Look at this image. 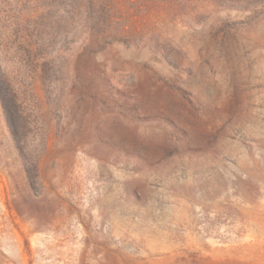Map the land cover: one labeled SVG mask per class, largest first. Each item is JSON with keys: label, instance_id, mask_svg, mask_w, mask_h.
Wrapping results in <instances>:
<instances>
[{"label": "rangeland", "instance_id": "rangeland-1", "mask_svg": "<svg viewBox=\"0 0 264 264\" xmlns=\"http://www.w3.org/2000/svg\"><path fill=\"white\" fill-rule=\"evenodd\" d=\"M119 2L0 0V264H264V0Z\"/></svg>", "mask_w": 264, "mask_h": 264}, {"label": "trees", "instance_id": "trees-1", "mask_svg": "<svg viewBox=\"0 0 264 264\" xmlns=\"http://www.w3.org/2000/svg\"><path fill=\"white\" fill-rule=\"evenodd\" d=\"M183 1V0H180ZM119 0H92V6L98 9L99 14L105 18L111 17L112 12H121L119 10ZM112 4V7L109 6ZM149 12L148 4L145 6V13ZM121 34H128L125 30L121 31ZM5 81L3 79L0 80V103L2 107V111L4 114V118L6 120L7 128L10 135L15 142V145H22V134L20 128L18 126V112L14 111L12 108V100L8 97V94L5 90ZM20 114V111H19ZM35 168L38 167V163L35 164Z\"/></svg>", "mask_w": 264, "mask_h": 264}]
</instances>
